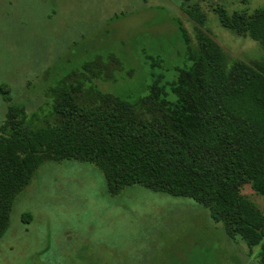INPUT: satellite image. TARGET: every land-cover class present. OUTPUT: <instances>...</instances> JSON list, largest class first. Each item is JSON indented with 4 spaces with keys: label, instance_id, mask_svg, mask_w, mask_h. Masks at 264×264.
I'll return each instance as SVG.
<instances>
[{
    "label": "trees",
    "instance_id": "obj_1",
    "mask_svg": "<svg viewBox=\"0 0 264 264\" xmlns=\"http://www.w3.org/2000/svg\"><path fill=\"white\" fill-rule=\"evenodd\" d=\"M198 11L185 9L203 27L205 16ZM214 11L221 27L261 46L260 62L229 61L198 27L190 37L176 18L183 65L173 68L170 81L150 73L145 94L133 102L100 88L124 72L114 54H96L59 77L48 89L46 112L27 114L11 106L8 86L0 85L8 105L0 125V241L15 199L38 169L74 161L101 172L109 197L137 186L193 201L229 241L243 243L249 256L258 247L256 262L264 264V211L243 194L248 187L264 199V8ZM147 59L151 71L163 63L158 56ZM30 220L23 215V223Z\"/></svg>",
    "mask_w": 264,
    "mask_h": 264
},
{
    "label": "rangeland",
    "instance_id": "obj_2",
    "mask_svg": "<svg viewBox=\"0 0 264 264\" xmlns=\"http://www.w3.org/2000/svg\"><path fill=\"white\" fill-rule=\"evenodd\" d=\"M187 5L205 16L203 27L185 13ZM219 6L251 13L264 8V0H0V85L8 86L11 106L46 112L48 89L59 77L96 54H114L124 72L100 88L133 102L145 94L150 73L170 81L173 68L183 65L176 18L190 37L198 27L229 61L260 62L258 43L221 27L214 11ZM156 56L163 63L151 71L147 58ZM7 108L0 94V125ZM243 194L264 211L263 198L248 187ZM258 250L249 256L191 200L137 186L109 197L98 169L69 161L40 167L15 199L0 264H258Z\"/></svg>",
    "mask_w": 264,
    "mask_h": 264
}]
</instances>
